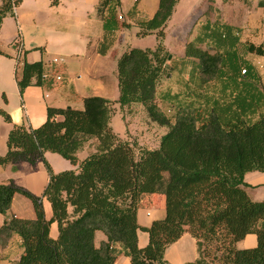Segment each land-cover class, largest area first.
<instances>
[{"label": "trees", "instance_id": "obj_1", "mask_svg": "<svg viewBox=\"0 0 264 264\" xmlns=\"http://www.w3.org/2000/svg\"><path fill=\"white\" fill-rule=\"evenodd\" d=\"M177 1L159 0L152 17L135 21L137 35L153 32L157 42L130 47L118 58L117 101L89 96L81 109L49 106L39 126L13 125L9 131L0 166L10 164L15 171L21 161L42 159L49 175L39 196L12 181L0 183L1 214L15 194L29 198L34 210L31 218L12 215L0 225V246L13 236L21 240L15 264H113L117 245L132 264H170L164 251L186 231L196 239L198 257L184 264H264V200H252L243 181L248 171L264 172V112L252 118L262 97L253 92L254 76L247 68L240 71L239 27L211 21L207 6L206 19L185 42L183 56L168 63L163 28ZM19 2L1 0L0 24ZM120 6V0L98 1L95 12L105 33L131 26L120 20ZM243 47L264 55V43ZM181 64L188 67L184 97L169 91L160 96L172 111L169 116L156 102L157 89ZM44 71L42 61L23 60L19 93L29 85L49 86L53 78ZM115 102L121 108L139 103L152 121L167 127L158 147L136 148L112 130ZM0 115L11 121L1 108ZM91 138L95 150L79 161L77 152ZM46 151L78 168L54 173L44 160ZM153 193L164 196L165 216L142 227L149 240L139 247L136 211L140 199ZM43 198L51 207L48 218ZM53 222L56 238L49 234ZM97 231L105 235L98 245ZM248 233L257 236L256 245L239 248L237 242Z\"/></svg>", "mask_w": 264, "mask_h": 264}, {"label": "crops", "instance_id": "obj_2", "mask_svg": "<svg viewBox=\"0 0 264 264\" xmlns=\"http://www.w3.org/2000/svg\"><path fill=\"white\" fill-rule=\"evenodd\" d=\"M98 1L20 0L19 4L14 7L13 14L2 19L0 24V108L10 115L11 121H5L0 115V155L7 150V136L13 125L22 123L31 128L39 126L45 121L49 106L81 109L83 99L89 96H100L117 101L119 97L118 58L130 47L145 48L156 44L157 39L153 32L144 36L137 35L138 27L135 26V21L152 17L158 8L159 0H120V20H125L131 26L118 28L112 33H105L103 21L95 12ZM185 2V0H178V4L175 5L163 29L165 32L163 43L168 47L167 35L170 32L168 28L172 29L174 25H181L176 30L175 36H178L176 40L182 45L183 54L185 42L194 38L196 31L193 29L202 19L193 14L202 8L200 0H193L191 9L181 18H176L180 13L179 6ZM203 4L202 10H205L207 6L205 0ZM213 4L221 15L216 18L217 20L239 27L240 71L247 68L251 76H254L257 87L252 91L262 97L259 105L253 107L252 118H256L260 112H264V55L248 52L243 44L245 42L256 45L264 43V12L258 15H246L243 28V26L229 22L226 17L228 6H220L216 2ZM16 38L20 39L22 51H24L19 58L12 47V42ZM146 39L149 40L144 44ZM183 54L179 56L182 57ZM55 57L62 60L53 62L52 59ZM23 60L42 61L44 70L53 78L52 83L49 86L29 85L20 94L17 78L20 77ZM56 75H60L61 80H55ZM180 76L177 79L182 80L183 84L188 74L184 77H182L183 74ZM166 78L170 79L168 74ZM165 91L171 92L170 90ZM175 92H180L184 97L183 89ZM157 104L160 106L159 103ZM113 106L117 108V112L114 111L115 114H112L110 124L115 130L114 124L122 120L126 106L121 108L117 102ZM91 139L87 140L93 141L91 148L85 144L77 152L79 161L95 150L96 139ZM44 160L54 173L78 168V164L73 165L59 154L49 151L44 153ZM48 179L49 175L42 159L34 164L21 161L15 171L11 169L10 164L0 166V183L12 181L37 196L42 194ZM243 181L246 183L247 194L252 200H264L263 171H248L244 174ZM42 205L45 216L50 217L51 207L45 198L42 200ZM12 215L33 217L34 210L30 199L15 194L8 211L5 214L0 213V225ZM164 216L165 198L162 194H147L140 199L136 211V220L141 227L137 231L139 247L147 245L149 240L147 231L142 227L146 228L152 221L162 219ZM49 234L52 238L57 237L56 222L51 223ZM102 240H105V235L97 231L96 244L98 245ZM256 243L257 236L254 233H248L237 242V246L250 248ZM116 248L118 254L113 264H132L121 247L117 245ZM22 251L20 238L13 236L4 246H0V264H15ZM197 257L196 239L187 231L168 245L164 251V259L170 264H184L194 261Z\"/></svg>", "mask_w": 264, "mask_h": 264}, {"label": "rangeland", "instance_id": "obj_3", "mask_svg": "<svg viewBox=\"0 0 264 264\" xmlns=\"http://www.w3.org/2000/svg\"><path fill=\"white\" fill-rule=\"evenodd\" d=\"M186 2L184 4H181L179 6V10L180 13L178 14V16L176 18H181L183 16V14H185L186 12L189 11V9H191V7L193 6V0H185ZM201 1V5L200 7L203 8L204 4H203V0ZM207 6L212 7L211 10H209V18L211 19V21L215 20L217 17H221L220 12L219 14L216 13V7L214 6L213 3H217L220 6L226 5L228 6L227 8V13H226V17L229 20V22H233L235 24H238L240 26H243L244 28V24L246 23V15H258L262 12H264V0H205ZM178 4V1L176 3V5ZM206 6V7H207ZM202 8L200 9V11H195L193 14L194 16H198L200 18H202L201 20H199V22L197 23V26L194 27L193 31H197V27H199V23L202 21H204V19H206L205 16V10ZM174 10V9H173ZM173 13V12H172ZM172 15V14H171ZM197 17V18H198ZM181 25H174L169 29V34L168 36V42H167V46H165V48L167 49V51L169 52L170 58L168 63L170 62V60H179L181 58V56H179V54H183V51L181 50V44L179 43V41H177V37L175 36V32L176 30H178ZM165 28V27H164ZM163 28V29H164ZM199 31V29H198ZM168 32V31H167ZM149 39L144 40V44L146 42H148ZM165 40V32H164V37L162 39V42H164ZM181 63V62H179ZM187 70L188 67L187 65H182L180 66V68H176L173 69L171 72L168 73L169 78L167 79L166 77H163L158 89H157V99L156 102L160 104V109L167 115L171 116V112H168V103L164 100H162V98L160 97L162 95V93L165 90H170L172 93H174L175 91H179L180 89H182V80H178V77H181L180 75L183 74L182 77H184L185 75H187ZM184 72V73H182ZM175 77V78H174ZM172 78V79H171ZM123 110V109H122ZM114 111L117 112V108L114 107ZM115 112H113L115 114ZM121 112V111H120ZM123 117L122 120H119V122H115L114 124V128L111 126L112 130L122 139L128 141L130 144L134 145L136 148L138 147H145L147 149H154L156 147H158V142L159 139L161 137V135L167 130L166 126H160L158 125L156 122L152 121L144 106L134 103L131 106H126L123 110ZM16 125H24L22 123H17ZM93 140V139H91ZM87 141L85 144L87 145V147L91 148V145L93 144V141L91 142ZM95 143V142H94ZM84 144V145H85ZM96 144L94 145V149H95ZM21 195V194H20Z\"/></svg>", "mask_w": 264, "mask_h": 264}, {"label": "built area", "instance_id": "obj_4", "mask_svg": "<svg viewBox=\"0 0 264 264\" xmlns=\"http://www.w3.org/2000/svg\"><path fill=\"white\" fill-rule=\"evenodd\" d=\"M12 47L15 49L18 58L21 57L23 52H22L21 42H20L19 38H16V39L13 40ZM60 60H62V59L61 58H56V57L52 59L53 62H58ZM241 73H245V69H242ZM44 76H49V74L46 71H44ZM54 79L55 80H61V76L60 75H56V76H54Z\"/></svg>", "mask_w": 264, "mask_h": 264}, {"label": "water", "instance_id": "obj_5", "mask_svg": "<svg viewBox=\"0 0 264 264\" xmlns=\"http://www.w3.org/2000/svg\"><path fill=\"white\" fill-rule=\"evenodd\" d=\"M168 58H170V55L168 56Z\"/></svg>", "mask_w": 264, "mask_h": 264}]
</instances>
